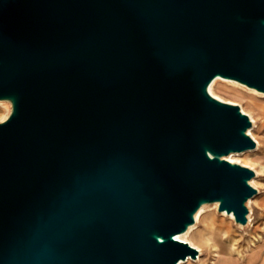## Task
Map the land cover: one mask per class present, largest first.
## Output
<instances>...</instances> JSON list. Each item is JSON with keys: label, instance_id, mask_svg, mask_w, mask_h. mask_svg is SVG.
<instances>
[{"label": "water", "instance_id": "obj_1", "mask_svg": "<svg viewBox=\"0 0 264 264\" xmlns=\"http://www.w3.org/2000/svg\"><path fill=\"white\" fill-rule=\"evenodd\" d=\"M217 77L264 94V0H0V264H179L203 205L247 225Z\"/></svg>", "mask_w": 264, "mask_h": 264}, {"label": "rangeland", "instance_id": "obj_2", "mask_svg": "<svg viewBox=\"0 0 264 264\" xmlns=\"http://www.w3.org/2000/svg\"><path fill=\"white\" fill-rule=\"evenodd\" d=\"M221 83L222 85L219 83L214 87V92L223 98L221 100L240 105L241 109L242 110L244 109L243 112L248 114L250 118L251 115L252 116L254 115L253 117L256 119L257 125H259L255 129L256 132L255 131L254 132L263 140V145H264V96L250 92L245 88L227 82H221ZM226 95H229V97ZM231 95H233V97L235 98L238 97V99L240 100L235 98L232 99L233 97H230ZM234 95H236L237 97ZM10 111H8L4 106L0 105V122L7 118V116L10 114ZM261 153H262L261 160L264 162V146ZM234 158L241 159L245 165H248L252 168L258 167L257 164L250 157L246 155L235 156ZM257 183L259 186L262 187L264 185V179L262 178L261 180H258ZM258 194L259 192L254 196L255 198L253 200L252 205L248 206L249 214L251 213V209L253 210V215H252L254 219L252 223L253 225L244 229L239 228L237 225H235L233 221L229 220L226 216H222V213L218 210V206L217 208H214V206L209 205L211 208H207V213L205 217L197 224V228L193 232L194 234H196V242L203 247V255H202L203 261L202 263L199 264H212V262H214L217 257L216 252L214 250L215 248L212 247L211 242L207 241V238H212L218 244L220 251L226 254L228 259L231 260L232 257L235 256L236 254L231 249L229 241L225 239V233H227L226 236L229 234V237L232 236L234 240L239 241L240 245H242L243 247L246 246L248 240L252 238L257 240L258 238L264 236V186L261 188V194L260 195ZM259 254L260 252L255 253L254 258L255 259L259 258Z\"/></svg>", "mask_w": 264, "mask_h": 264}, {"label": "bare ground", "instance_id": "obj_3", "mask_svg": "<svg viewBox=\"0 0 264 264\" xmlns=\"http://www.w3.org/2000/svg\"><path fill=\"white\" fill-rule=\"evenodd\" d=\"M221 82H227V83H230V84H233V85H236V86H240V87L245 88L246 90H248L250 92L257 93V94H260V95L264 96L263 93H259L255 89L248 88L247 86H245L243 84H240V83H238L236 81L228 80V79H225V78H222V77H217L211 83V85L209 87V90H210L211 94H213L214 96H216L219 99H223V98L220 97L219 95H217L214 92V87L216 85H218L219 83L222 85ZM237 90H239V89H237ZM223 93H224V91H223ZM227 94H229V93H227ZM226 96L229 97V95H226ZM234 96H236V95H234ZM230 97H233V95H231ZM234 98L235 97H233L232 99H234ZM235 99H238V97L235 98ZM238 100H240V99H238ZM241 100H243V99H241ZM244 102H245V100H244ZM0 105L4 106L8 111H10V109H11V103L9 101H0ZM253 106H255V105H253ZM9 107H10V109H9ZM253 116L251 115V119L253 121V126H252L251 129H249L248 132L254 138V140L257 142V147L255 149L247 150V151H243V152H235V153L233 152V153L227 155L226 156V159L229 160V161H231V162H238V163H241L242 164L243 161L241 159H236L234 157L235 156L246 155V156L250 157L257 164L258 167H253V168L250 167V166L249 167L252 168V169H254L255 172H256V176L251 180V184L255 188L257 187L258 192H259L258 195H260L261 194V188L264 185L261 187V186L258 185L257 182H258V180H261L262 178L264 179V164H263L264 162L261 160V154H262L261 152H262V149H263V146L264 145H263V140L258 135H256V133H255L256 132L255 129L259 125H257V121H256V119ZM243 165H245V164L243 163ZM245 166H248V165H245ZM254 198L255 197H252V198L249 199V201L247 202V205L248 206L249 205L250 206L252 205ZM209 205H212V206H214V208H217V206H219V203L205 204V205H203L199 209V211L197 212V214H196V223L194 225L190 226L189 229L186 232L177 235V239H179L181 241H184V242H188L192 246H194L195 248H197L199 250V256H198V258L193 259L191 257H188V259H186V260H181L179 262V264H199V263H202V261H203V259H202L203 247L196 242V234H194L193 232L197 228V224L205 217V215L207 213V208H211ZM221 213H222V216H226L229 220L233 221L235 223V225H237L241 229H244V228H247V227L253 225L252 223H253V220L254 219H253V216H252L253 215V210L252 209H251V213L248 215L249 221H248V224L247 225L237 224L235 222V217L233 216V214H228L226 211H223ZM226 234L227 233H225V239H227L229 241L230 246H231V249L234 251V253L236 255L233 256L231 260L228 259L227 255L220 251V249L218 247V244L212 238H207V241L211 242L212 247L215 248L214 250H215L216 255H217L216 260L214 262H212V264H242V263L243 264H264V236L258 238L257 240L254 239V238L248 240L246 246L243 247L242 245H240V242L239 241L234 240L232 236L229 237V234L226 236ZM257 252H260L259 258H257L258 260L254 258V256H255L254 254L257 253ZM218 259H219V261H218Z\"/></svg>", "mask_w": 264, "mask_h": 264}]
</instances>
